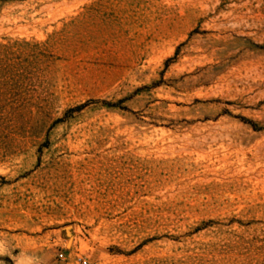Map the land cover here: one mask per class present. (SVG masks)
I'll use <instances>...</instances> for the list:
<instances>
[{"label":"rangeland","instance_id":"obj_1","mask_svg":"<svg viewBox=\"0 0 264 264\" xmlns=\"http://www.w3.org/2000/svg\"><path fill=\"white\" fill-rule=\"evenodd\" d=\"M80 258L264 264V0H0V264Z\"/></svg>","mask_w":264,"mask_h":264},{"label":"bare ground","instance_id":"obj_2","mask_svg":"<svg viewBox=\"0 0 264 264\" xmlns=\"http://www.w3.org/2000/svg\"><path fill=\"white\" fill-rule=\"evenodd\" d=\"M227 158L226 157H223L222 159H220L221 162H227ZM203 171L202 173H196V176L200 177V176H204V177H207L209 175V173H214L216 174V170L213 168V163H210V164H205L203 167H202ZM189 176L191 175V178H192V170H190L189 172ZM257 174L255 172H247L245 174V176L242 178V179H239L238 181H234L231 184L232 187L235 188V190H239V189H243L245 188L246 186L248 187L250 184H252L255 180H257ZM239 182V183H238ZM238 183V184H237ZM239 185V186H238ZM227 187H229L227 185ZM71 244L69 243L68 246H70ZM85 247L88 248V244H85Z\"/></svg>","mask_w":264,"mask_h":264},{"label":"built area","instance_id":"obj_3","mask_svg":"<svg viewBox=\"0 0 264 264\" xmlns=\"http://www.w3.org/2000/svg\"><path fill=\"white\" fill-rule=\"evenodd\" d=\"M60 258H63L64 257V253H60L59 255ZM79 262H81L82 264H88V261L87 260H82L81 258L79 259Z\"/></svg>","mask_w":264,"mask_h":264}]
</instances>
